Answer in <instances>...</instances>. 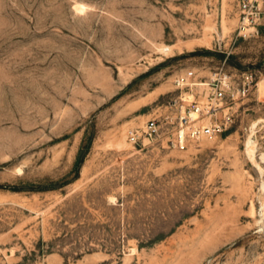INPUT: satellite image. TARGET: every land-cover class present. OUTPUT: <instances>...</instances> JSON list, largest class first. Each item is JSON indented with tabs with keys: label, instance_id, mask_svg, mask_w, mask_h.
<instances>
[{
	"label": "rangeland",
	"instance_id": "374dc122",
	"mask_svg": "<svg viewBox=\"0 0 264 264\" xmlns=\"http://www.w3.org/2000/svg\"><path fill=\"white\" fill-rule=\"evenodd\" d=\"M84 5V8H79ZM238 0H0V264H264V14ZM226 72L214 139L135 145L174 79Z\"/></svg>",
	"mask_w": 264,
	"mask_h": 264
},
{
	"label": "built area",
	"instance_id": "2783aa9c",
	"mask_svg": "<svg viewBox=\"0 0 264 264\" xmlns=\"http://www.w3.org/2000/svg\"><path fill=\"white\" fill-rule=\"evenodd\" d=\"M240 33H252L264 14V0H238ZM177 93L166 108L141 125L129 126L127 139L135 145L160 142L169 147L187 142L214 139L221 135L233 119L231 112L239 93L231 77L217 71L200 78L194 69L186 70L174 79Z\"/></svg>",
	"mask_w": 264,
	"mask_h": 264
},
{
	"label": "bare ground",
	"instance_id": "6f19581e",
	"mask_svg": "<svg viewBox=\"0 0 264 264\" xmlns=\"http://www.w3.org/2000/svg\"><path fill=\"white\" fill-rule=\"evenodd\" d=\"M79 8L83 9L84 5H81ZM257 126H258V123H257V121H255V122L252 123V125L250 127V133L248 134V139H247V143H246V150H247L249 156L252 158L253 162L256 163L257 166L259 167L258 169H260L263 172L264 168L253 157L254 156V150H255V144H256V141H255L254 137H255V134L257 132ZM261 161L264 162V153H263V155L261 157ZM262 188L264 189V182L262 184ZM262 211H263V214H264V209Z\"/></svg>",
	"mask_w": 264,
	"mask_h": 264
}]
</instances>
